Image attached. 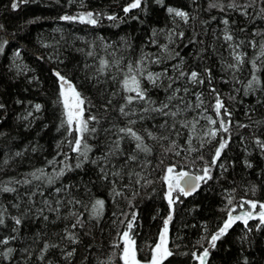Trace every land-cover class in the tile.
<instances>
[{"label": "snow or ice", "instance_id": "snow-or-ice-1", "mask_svg": "<svg viewBox=\"0 0 264 264\" xmlns=\"http://www.w3.org/2000/svg\"><path fill=\"white\" fill-rule=\"evenodd\" d=\"M26 2L10 0V7ZM56 2L69 9L58 16L62 21L97 26L107 18L118 27L126 16L147 28L140 43L131 33L116 41L103 34L72 33L67 44L82 54L83 63L77 61L71 70L67 54L49 53L55 61L49 67L50 102L59 139L50 155H43L37 138L15 148L3 146L0 171L12 174L0 179V264H173L176 256L185 257L184 264H210L211 251L238 221L244 227L232 264H264V255L250 253L257 246L255 233L264 231V200L237 199L235 188H222L225 215L217 217L214 228L201 220L198 236L183 244L170 235L181 194L196 193L209 180L219 182L234 168L235 160L224 155L234 134L247 168L253 167L247 158L251 151L264 157V111H258L264 110V27H249L264 23V0H185L183 5L114 0V11L89 8L85 0ZM156 9L165 14L162 23L149 22ZM0 31H7L4 23ZM58 31L63 38V29ZM9 40L0 39V54H6ZM22 47L12 52L9 70L16 69L14 76L28 71L16 63ZM184 47L192 51L182 53ZM213 55L217 73L209 63ZM26 79L37 88L42 83L37 75ZM218 82L228 90L223 92ZM244 98H251L250 103ZM15 103L28 105L17 117L26 121L25 129L37 121H43L41 131L49 128L45 103L19 98ZM237 105L243 106V120L233 118ZM6 107L0 101V110ZM0 137L9 132L0 131ZM31 154H40L42 162L29 160L25 167ZM256 188L246 185L245 191L254 197ZM155 194L166 201L167 212L141 244L139 204ZM33 223L39 225L35 231L22 233ZM187 227L181 223L177 239L183 240L181 228Z\"/></svg>", "mask_w": 264, "mask_h": 264}, {"label": "trees", "instance_id": "trees-1", "mask_svg": "<svg viewBox=\"0 0 264 264\" xmlns=\"http://www.w3.org/2000/svg\"><path fill=\"white\" fill-rule=\"evenodd\" d=\"M123 2L124 0H118L120 4ZM175 3L183 5L185 0H175ZM85 4L89 8L98 10H117V2H114V0H85ZM75 7L76 5L74 4L72 6L73 10H75ZM68 10L67 7L58 4L56 0H27L26 3L21 4L17 9H11L10 0H0V23H4L7 29L6 32L0 31V39L10 37L9 44L5 46L6 54H0V101L5 102L7 105L5 110H0V117H2L0 119V131L9 132V137H0V158L3 157L4 145L15 148L34 140V138L39 139V143L43 146V155H50L54 151V142L59 139V136L54 130L55 121L52 120L54 106L50 100L54 88L51 85L52 74L49 72V67L55 66V61L48 59L49 53H53L56 50L60 52L62 57L67 54L69 60L65 61V64L71 70L77 61L83 63L82 54L77 53L67 44V41L72 40V33L81 35L88 33L90 36L103 34L113 41H116L122 34L131 33L136 42L140 43L142 41V32L147 28L146 24L140 25L136 20H130L126 16L118 27L113 26L107 18L97 26L59 20L58 16L63 11ZM120 14L123 15L122 12ZM34 17H39V19L34 21ZM164 19V12L156 9L149 17V22L162 23ZM232 19H237L236 15H233ZM240 19L242 20L243 18L241 17ZM249 27H264V23L256 21L251 23ZM58 29H63V38ZM45 41L48 43L45 44ZM57 41H59V44L56 43ZM75 43L77 46H82L79 41H75ZM20 46H23L21 48L22 55L16 60V63L20 64L21 67L27 65L28 71H21L19 76H14L16 69L9 70V63L15 59L12 56V52L16 47ZM181 51L182 53L191 52L192 49L184 47ZM37 54L44 56L45 59L40 60ZM209 63L214 66V73H217L219 71L217 57L211 56ZM30 75L40 77L42 83L39 88L28 82L26 77ZM218 87L223 92L228 90V85L222 82H218ZM45 92L47 95H45ZM17 98L25 102L28 100H39L45 103L46 111L44 116L49 120V128L41 131L39 125L43 121H37V124L33 125L32 128L25 129L23 125L26 121L17 117L18 114L23 115V111L28 105L27 103H15ZM250 100L251 98H244L245 104L250 103ZM243 110L242 105H237L233 109V118L243 120ZM261 130L264 131V129ZM244 131L247 132L248 130L245 129ZM37 133H39V137H37ZM12 136H15L16 139H11ZM249 147L251 148L252 145L249 144ZM224 155L226 159L235 160V164L234 168H229L219 182L214 179L209 180L207 185L201 184L196 193H192L187 197H183L181 194L182 202L176 205L174 224L170 225V235L176 243L183 244L184 241L191 242L194 240L201 231L199 226L201 220L209 221L210 228L215 227L217 217L225 215L220 210L221 203L227 202L222 188H235L237 199L243 195L248 198L264 200V177L260 175L261 170L264 169V157L260 155L259 151H251L247 155V158L253 162V167L247 168L243 164L245 153L240 148L239 143H237L236 135L234 134L233 139L230 141V147ZM29 160L33 164H39L42 162V156L40 154L26 156L25 167H27ZM213 171L215 174H219L218 168L213 169ZM7 174H12L10 169L0 171V179H3L4 175ZM251 184L257 185L254 197L251 191H245V186ZM155 186L159 188V183ZM193 205H199V207L194 208ZM166 212L167 204L160 194L143 198V203L139 204V220L136 224L137 231L140 233L137 239L141 244L146 238L153 236V233H155L161 223V217L166 215ZM154 215L156 216L155 220L153 219ZM255 220L258 222V219L255 218ZM253 222V220H249L250 225ZM181 223L189 225L187 228H181V232L184 234L183 240L177 239L178 234L176 231L181 226ZM38 227V224L33 223L22 228V233L28 229L35 231ZM243 227L242 222H236L225 237L222 238L224 243L217 242L219 247L211 251L210 264H232L240 246L238 237ZM104 235L105 239H107V216L105 217ZM255 240L257 246L251 249L250 253L256 257L264 255V252L261 251L264 248V231L255 233ZM185 261V257L176 256L173 264H184Z\"/></svg>", "mask_w": 264, "mask_h": 264}, {"label": "rangeland", "instance_id": "rangeland-1", "mask_svg": "<svg viewBox=\"0 0 264 264\" xmlns=\"http://www.w3.org/2000/svg\"><path fill=\"white\" fill-rule=\"evenodd\" d=\"M258 207V206H257ZM256 219H258V218H256Z\"/></svg>", "mask_w": 264, "mask_h": 264}, {"label": "water", "instance_id": "water-1", "mask_svg": "<svg viewBox=\"0 0 264 264\" xmlns=\"http://www.w3.org/2000/svg\"><path fill=\"white\" fill-rule=\"evenodd\" d=\"M198 190V189H197Z\"/></svg>", "mask_w": 264, "mask_h": 264}]
</instances>
